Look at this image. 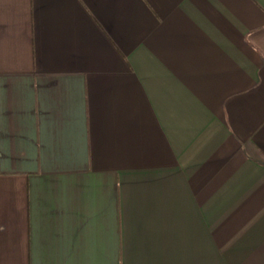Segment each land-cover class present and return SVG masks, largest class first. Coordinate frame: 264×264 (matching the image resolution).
I'll list each match as a JSON object with an SVG mask.
<instances>
[{
    "label": "crops",
    "instance_id": "0c3cea01",
    "mask_svg": "<svg viewBox=\"0 0 264 264\" xmlns=\"http://www.w3.org/2000/svg\"><path fill=\"white\" fill-rule=\"evenodd\" d=\"M0 264H264V0H0Z\"/></svg>",
    "mask_w": 264,
    "mask_h": 264
}]
</instances>
